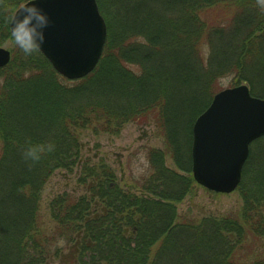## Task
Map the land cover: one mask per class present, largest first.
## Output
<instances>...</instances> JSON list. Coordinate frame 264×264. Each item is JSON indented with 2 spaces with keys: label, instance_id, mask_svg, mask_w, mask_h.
<instances>
[{
  "label": "trees",
  "instance_id": "1",
  "mask_svg": "<svg viewBox=\"0 0 264 264\" xmlns=\"http://www.w3.org/2000/svg\"><path fill=\"white\" fill-rule=\"evenodd\" d=\"M27 1L0 0V45L13 38L12 17ZM98 1L108 39L87 77L64 78L37 47L16 39L0 68V264L65 255L71 264H264V247L256 250L264 239V137L251 145L238 214L178 213L198 185L194 124L218 81L232 76L264 99V0ZM151 120L165 148L147 151L151 172L141 190L122 186L103 160L85 162L90 196L55 197L56 227L45 233L43 189L57 170L79 163L82 135H118L129 122ZM168 156L182 173L167 166Z\"/></svg>",
  "mask_w": 264,
  "mask_h": 264
},
{
  "label": "water",
  "instance_id": "2",
  "mask_svg": "<svg viewBox=\"0 0 264 264\" xmlns=\"http://www.w3.org/2000/svg\"><path fill=\"white\" fill-rule=\"evenodd\" d=\"M12 34L32 42L64 77H87L107 43V23L97 0H30L14 15ZM11 52L0 47V68ZM264 136V99L247 84L226 88L194 124L193 177L216 193L241 184L251 144Z\"/></svg>",
  "mask_w": 264,
  "mask_h": 264
},
{
  "label": "rangeland",
  "instance_id": "3",
  "mask_svg": "<svg viewBox=\"0 0 264 264\" xmlns=\"http://www.w3.org/2000/svg\"><path fill=\"white\" fill-rule=\"evenodd\" d=\"M29 1L30 0L27 2ZM27 2L23 3L16 10V12ZM97 2L99 5L98 0ZM12 36L14 39L8 38L3 45H0V47H3L11 52V57H13L17 48L16 40L24 41L15 37L13 34ZM28 43L35 46L32 42ZM207 49V46H203L204 52L207 51ZM1 80L0 88L2 86ZM237 83L234 81L232 76H227L220 79L217 84L218 89H221L220 91H222L226 88L237 86ZM81 144V158L79 163L72 169L57 170L43 189L40 201V217L43 223L42 228L45 233L46 231L48 233L53 231L56 227L50 211V203L55 197L64 193H68L74 198L90 196V193L88 192V184L91 180L86 179V175L83 174L84 169L82 168V165L85 162H88L90 166H94L103 160L107 165L111 166L116 171L122 186L127 189L129 188L133 191H137L141 190L139 184L143 185V183L140 182L142 178L144 176L148 177V174L151 172L147 158V151L150 148H165V141L163 137L159 135L158 128L153 120L146 124L129 122L124 126L118 135L108 133L95 134L88 131L82 135ZM166 163L169 168L182 173L170 156L167 157ZM85 181H87V183H85ZM242 207L243 200L239 191L236 190L230 194L216 193L198 184L195 186L192 196H187L185 200L178 205V213L182 219H222L231 214H238ZM263 247L264 239H261L260 242L258 241V243H256V250L261 252V250L263 251ZM68 252V250L65 251L66 254ZM70 260L71 257H69V255H65L63 259H55L50 264H71Z\"/></svg>",
  "mask_w": 264,
  "mask_h": 264
}]
</instances>
